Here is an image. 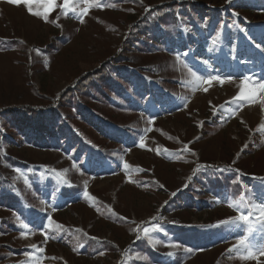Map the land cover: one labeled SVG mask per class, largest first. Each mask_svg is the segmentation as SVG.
<instances>
[{"label":"rangeland","instance_id":"1","mask_svg":"<svg viewBox=\"0 0 264 264\" xmlns=\"http://www.w3.org/2000/svg\"><path fill=\"white\" fill-rule=\"evenodd\" d=\"M92 2L80 23L63 0L47 21L0 0V113L55 110L65 127L37 140L0 123V264H264L229 253L239 234L220 224L237 215L228 202L242 185L264 197V94L232 103L246 76L264 83V0ZM174 3L189 9L161 20L156 9ZM196 6L219 16L201 21ZM255 53L261 65L239 77V57ZM105 66L98 91L75 94ZM188 68L219 79L200 84ZM69 93L77 102L57 111Z\"/></svg>","mask_w":264,"mask_h":264},{"label":"snow or ice","instance_id":"2","mask_svg":"<svg viewBox=\"0 0 264 264\" xmlns=\"http://www.w3.org/2000/svg\"><path fill=\"white\" fill-rule=\"evenodd\" d=\"M9 3L19 6L22 2L26 5L27 10L33 16L42 17L45 21L48 20V14L51 10L54 9L56 6L55 0H47L46 3L42 5L44 11H34L33 0H8ZM86 5L85 7H80V5ZM92 0H63V9L65 14L71 12L78 17H80V23H83V17L86 16L89 12V9L93 7ZM100 7L101 5H95ZM238 15V14H237ZM59 27V25H57ZM188 29H185L187 31ZM216 43V41H213ZM259 47V45H257ZM37 52L39 50L37 49ZM186 55V54H184ZM177 59L179 60L180 57L178 56ZM205 65L208 64V61L203 62ZM187 67V66H186ZM190 75L195 79L196 82L200 84H211L212 81L218 80L219 77L216 76H203L198 74L196 71H193L191 68H188ZM252 81V77H245L244 82L241 84V91L238 96H236L232 103H236L237 101H249L253 100L256 97L257 91L264 94V83H260L259 88H249V83ZM223 83V80H220ZM207 91V89H205ZM240 107L239 104H236V108L233 111L238 110ZM264 128V126H261ZM140 147H144L143 140L141 139ZM244 147H247L245 145ZM184 151H189L187 146H185ZM192 155H196L194 152ZM125 167H128L125 164ZM201 167H209L208 165H202ZM219 171H224L225 169H217ZM19 172V170H16ZM239 172V170H236ZM58 176L63 178V174L57 173ZM189 179H191L189 177ZM67 182V181H65ZM236 181H234L235 183ZM241 191L244 194L238 196L236 200H232L228 202V207L233 209L237 213L236 216L231 217L227 220L221 221L220 224L229 228V230L233 233H238L236 243L233 244L232 248L228 249L229 253H234L239 256L242 260H254L257 259L259 256H264V197H256L252 198L247 195L248 192L251 190L247 188V186L242 185ZM87 195V193H85ZM55 222L49 218L48 224L52 225ZM20 227L23 229H28L30 226L27 223H20ZM56 228H61L60 225L56 224ZM162 229L159 228V225H155L153 227H146L143 229V234L145 237H148L151 241L150 233L154 231H161ZM95 239V238H93ZM159 243V241H156ZM82 246V245H81ZM172 249H177L180 246L175 243H169L167 245ZM39 252H43V248L37 249ZM185 252H191V249L184 248ZM168 255H174L173 252H169ZM33 264H39V258H36L33 261Z\"/></svg>","mask_w":264,"mask_h":264},{"label":"trees","instance_id":"3","mask_svg":"<svg viewBox=\"0 0 264 264\" xmlns=\"http://www.w3.org/2000/svg\"><path fill=\"white\" fill-rule=\"evenodd\" d=\"M188 9H189V6H187V4H184V6L182 5L178 6L177 3H174V4L166 5L162 8H157L156 12L159 15V18H161V20L166 21L170 13L177 12L176 10H178V12L181 11V13L182 12L184 13L188 11ZM190 10H192L194 12L195 17L201 21H205V18H208V17L215 19L217 16H219V13H215V14L212 13L208 15L207 13H204L203 10L198 6L192 7ZM242 10L249 12L252 9L251 7L245 6V7H242ZM138 43L139 45H137V48L140 50H145L146 48L149 47V45L147 47V45H141L140 42ZM258 44L261 47V49L264 51V38L260 39L258 41ZM196 46H197L198 53L200 54V56H203L204 58L206 55V51H207V46L205 42L201 40L198 43H196ZM129 48L127 50H130ZM120 58H123V57L121 56ZM239 60H240L239 65L243 67V69L240 72L239 77H244L243 73L247 72L248 66L257 67L261 65V61L257 53H255L254 55H248V56H246L245 54H242L239 57ZM251 60L253 63H250ZM121 61L123 60L121 59ZM261 66L264 68V65H261ZM106 68L107 66H105L101 72L93 74L91 77L86 78L83 81V83H81V86L84 89L81 90L80 92L75 91V94H79V96L84 97L86 100L89 99L91 96L88 93L89 90L86 91V88L87 87L89 89L94 88L96 91H98V89L96 88L97 85L94 84V82L95 81L98 82L97 80H101L104 83V79H105L104 76L109 75L107 74L108 70ZM233 68L227 74L231 76L237 75L233 73ZM103 87H104L103 92L105 93L107 92L109 94L108 87L105 88L104 84H102L101 88ZM96 91L94 92L95 95L98 94ZM72 102L73 103L77 102V95L74 96L70 93L63 94L56 101L54 108L57 107L58 108L56 109L57 111L70 110L71 106L74 105ZM52 112L55 114H58L55 112V110H52L50 113ZM53 113H52V116H49L50 120H47V118L44 117L46 113L44 114L43 110H38L35 107L24 106L23 108H15V109H9V110L6 109L0 113V119H1L0 123L6 124L8 128L12 129L15 133L21 132L24 135L25 134L28 135L29 138L34 137L37 140H43L44 138H47L49 140H52V139L57 140L58 138H57L56 133L61 134L63 130H65L64 129L65 127L62 125H55V124H58V119L56 118L57 115H54Z\"/></svg>","mask_w":264,"mask_h":264}]
</instances>
